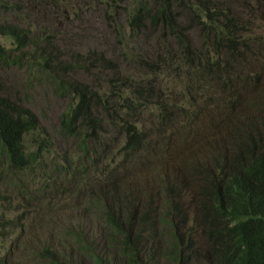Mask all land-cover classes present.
Here are the masks:
<instances>
[{
  "label": "trees",
  "instance_id": "1",
  "mask_svg": "<svg viewBox=\"0 0 264 264\" xmlns=\"http://www.w3.org/2000/svg\"><path fill=\"white\" fill-rule=\"evenodd\" d=\"M122 3L129 40L153 35L157 51L127 70L99 53L94 86L79 51L0 25L16 44L0 43V65L51 77L68 100L57 132L78 149L42 137L30 103L0 85V190L29 201L0 217V264H264V0ZM18 226L38 245L7 241Z\"/></svg>",
  "mask_w": 264,
  "mask_h": 264
},
{
  "label": "rangeland",
  "instance_id": "2",
  "mask_svg": "<svg viewBox=\"0 0 264 264\" xmlns=\"http://www.w3.org/2000/svg\"><path fill=\"white\" fill-rule=\"evenodd\" d=\"M111 1L0 0V25L9 23L25 29L29 38L40 40L42 44L49 36L48 38L57 43L66 56L79 51L87 59V62H84V64L86 63L85 68H89V70H81L79 76L90 81V84L94 86L92 81L95 79L94 77L106 78L105 71L98 70V67L91 65L92 60L99 53L102 52L107 58L118 61L123 69L127 70V63L137 51L148 55H154L157 51L153 35L141 36L136 41L134 38L129 40L132 34L129 26L126 25V15L124 14V9L128 6L125 3L111 5ZM67 6L69 8H66ZM0 43L9 51L16 46L13 39L5 34H0ZM32 47L33 45L27 47L26 50L30 52L26 56H21L24 61L28 62L27 56L34 52ZM37 54L39 51L35 53V56ZM11 56L17 58L19 53L12 52ZM247 69L252 73L257 71V68L253 66H248ZM50 78L47 74L39 72L36 67L27 65L23 67L20 64H15L12 68L5 70L0 65V85L30 103L42 122L44 130L41 133L42 137L63 144L62 136L57 132V126L68 100L63 99L60 93L55 92L54 84ZM103 86L105 87V85ZM217 104V106H221L220 103ZM218 115L220 119L222 115L219 113ZM63 146L68 154L73 150H78L77 142L74 139H71V142L68 140L67 144H63ZM55 156L56 151L53 150L51 157ZM55 177L52 192L57 194L61 179L57 174ZM37 182L39 186L46 187L47 182L44 178H39ZM7 184L8 182L2 184L0 190V217L5 212H7V217L17 216L29 205L28 195L21 197L19 190L17 191L12 185ZM6 206L12 208L5 211ZM39 219V216L32 217V221ZM26 231L18 226L6 240L13 241L14 245L16 244L20 249L38 245L39 240L31 239V235H27ZM3 241V235H0L1 254L5 253V249H1ZM31 263L36 264L37 261L31 260Z\"/></svg>",
  "mask_w": 264,
  "mask_h": 264
}]
</instances>
